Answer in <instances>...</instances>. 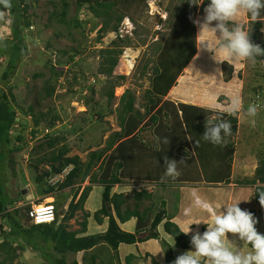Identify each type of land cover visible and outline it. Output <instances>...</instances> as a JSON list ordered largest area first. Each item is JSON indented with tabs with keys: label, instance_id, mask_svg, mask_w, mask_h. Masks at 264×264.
Here are the masks:
<instances>
[{
	"label": "rangeland",
	"instance_id": "obj_1",
	"mask_svg": "<svg viewBox=\"0 0 264 264\" xmlns=\"http://www.w3.org/2000/svg\"><path fill=\"white\" fill-rule=\"evenodd\" d=\"M17 1L16 14H13V18L9 16L0 25V87L10 93L13 106L18 110L19 129L15 133L22 132L24 139L12 144L14 148L20 147L21 150L6 156L1 165L0 178L5 193L17 200L16 203L23 204L20 210L26 211L25 208H29L33 202L58 203L59 213L62 217L66 214L70 201L66 199L67 195L62 191L47 192L48 185L36 184L35 180L37 173L49 170L48 162L37 163L63 146L68 148L69 157H80L82 175L76 180V186H80V191L90 186L85 207L68 221H62V217L57 220V224L64 223L69 232L82 229L86 215H89L86 234L94 230L97 233L106 231L108 218L99 215L102 222L97 225L94 214L102 207V178H110L112 174H117L121 180L114 185L111 194H120V199L126 200V204L132 209L143 211L152 206V202L146 198L138 202L134 198L135 191L147 189L153 192L156 205L144 225L151 223L162 201L167 203L168 218L182 226L192 220L211 223L212 214L204 210L197 201L209 203L216 214H219L221 205L237 201H240L238 206L242 210L258 209L254 201V189L247 181L255 177L256 169L264 159V59L258 57L255 63L239 59L220 61L222 57L215 56L213 51L203 47L202 43L207 41L211 49L212 43L218 42V37L210 31L199 33L198 26L192 23L193 16L195 20H203L204 13L200 10L206 6L204 3L199 4L202 0H148L145 5L131 9L133 22L130 20V23H125V19L122 20L119 26L122 34L113 31L111 27L101 30L103 18L87 13L85 7L79 11L76 0ZM66 1L69 3L68 12L61 21L63 2ZM193 5L197 7V11ZM0 6L3 4L0 3ZM261 15L254 21L241 10L232 23L244 25L249 35H255L254 41L260 43L264 41V10H261ZM27 20L32 28H25L22 37L28 45V55L21 58L16 71L4 84L1 76L12 55L11 45L14 41L10 22L25 27ZM2 22L3 18H0V24ZM175 24L180 27L191 25V31L196 37L195 54L177 78L176 85L152 107L148 91L152 87L151 78L156 66L170 76L180 64L179 58L185 56L173 48L159 56L169 41ZM128 29L133 32L128 33ZM187 32L188 30L181 28L178 31L179 40H188ZM98 37L101 40L98 41ZM115 43L121 45L122 54L118 57L119 65L113 76H106L99 71L106 58L103 51L116 47ZM232 67L235 72L230 74ZM118 75L124 78L117 79ZM111 84L115 85L114 97L108 99L106 88ZM49 85L56 90L51 96L46 91ZM127 91L135 97L134 110L143 116L141 122L137 120L135 112L124 114L121 97ZM233 97H240L242 101L241 111L236 116L227 112L229 100ZM181 104L190 105L187 110L193 115L195 112L191 106L206 109L207 112H201L205 119L229 120L223 116L235 117V129L232 127V133L226 137L223 145L209 149L206 145L212 144L202 139V132L195 134L199 141L195 140L196 129L193 133L192 126H187L186 121L182 120ZM250 104L257 106L254 117L246 115ZM146 105L152 108L151 112L146 113ZM39 112L59 116L52 131V135L57 136L59 141L53 148L47 145L48 138L42 127L32 136L35 116ZM153 115L159 120L153 121ZM121 116L126 118L124 122L127 137L116 140L111 152L95 158L93 155L103 152L116 132L124 130L120 127ZM179 121L180 140L171 144L175 137L168 136L166 139L163 133L169 128L173 132ZM204 142L206 144L202 147ZM229 143L232 148L226 155L232 157L230 162L229 159L223 160L216 155L225 153ZM167 159L178 161L179 175L175 178L164 175V161ZM120 161L123 163L122 167L118 166ZM35 166H38L37 172L33 168ZM72 168L73 166H69L67 171ZM188 175L190 180H187ZM162 178L164 182H174V186L160 187V183L163 184ZM108 207L116 215L113 203H109ZM125 207L122 206L120 210L124 211ZM260 221L262 223L259 225ZM3 222L4 219L0 216V224ZM205 223L198 224L194 232L198 230L203 233L207 228ZM136 225L135 217L120 224L122 229L130 232L136 231ZM255 226H259L258 232L264 234V215L258 216ZM158 230L161 232L158 239H151L137 246L121 245L118 257L109 245L100 244L90 251L69 256V260L76 259L78 264H126L127 255L134 253L138 255L132 264H152L151 255L160 263L166 264L170 247L164 243V239L168 241V236L163 231V225ZM147 233L144 232L142 236ZM228 235L230 239L233 237L231 233ZM3 238L5 235L0 228V241ZM14 243L17 245L18 242ZM226 243L236 247V242L226 239ZM239 243L241 251H252L248 243ZM51 247L50 243L45 248ZM180 252L181 250L173 248V253ZM17 255L12 261L6 256H0V261L4 264H47L38 250L24 247V251L17 250ZM94 256H98L95 262Z\"/></svg>",
	"mask_w": 264,
	"mask_h": 264
},
{
	"label": "trees",
	"instance_id": "obj_2",
	"mask_svg": "<svg viewBox=\"0 0 264 264\" xmlns=\"http://www.w3.org/2000/svg\"><path fill=\"white\" fill-rule=\"evenodd\" d=\"M148 0H76L77 7L82 9L85 7L87 13L93 14L95 17L103 18V25L101 30L105 31L108 27H111L113 31L117 32L119 31V26L122 20L126 17H129V19L133 22L134 17L130 13L131 9L133 7L139 6V5H145ZM0 3L3 4V6H0V18H3V21L0 25L4 24L7 18L10 16L13 18V14H16L18 1L17 0H9L10 7H5L3 0H0ZM208 0H205L204 6H207ZM69 3L63 2V9L61 10V21L64 19V17L67 15L68 12ZM192 7H195V10L197 11V7L193 5ZM185 8H183L181 11L183 12ZM200 12H203V7L201 8ZM182 14V13H181ZM180 14V15H181ZM264 16V15H263ZM262 17V15H260ZM195 20V16L192 17V21ZM77 23H80L79 19H76ZM27 26H18L15 22H10L11 30H12V37H13V43L11 45V57L7 63V66L1 76L2 83L6 84L9 77L14 74L16 71V68L21 60L22 57L28 55L29 49L26 41H24L23 32L24 29L27 27H31L32 25L27 20L25 22ZM193 23V22H192ZM179 24V23H178ZM176 25V24H175ZM179 28L177 29V27ZM195 28V25H193ZM181 28H184L188 30L187 36H189L188 40L182 41L179 40V33L178 31L181 30ZM193 28V29H194ZM10 29V27H9ZM33 30V29H31ZM191 25L189 26H181L176 25L173 29L172 33L170 34L169 41L165 44L163 47V52L159 56H161L164 51L173 48L174 50L178 49L179 52H182L185 54L183 58L180 59V64L178 65L177 69L175 71L171 72V75L168 76V73H165V70H161L158 66H156L154 70V76L151 78V85L152 87L148 91V93L151 95L149 104H151L152 107L162 99L163 97L167 96L168 92L172 88V86L176 85L177 78L181 75L182 71L185 69L187 64L191 61L195 54L196 50V37L195 33L192 31ZM191 31V32H190ZM191 33H193L191 35ZM25 35V34H24ZM250 40L254 44H258L262 48H264V41H261L260 43H256L254 41V34H250ZM98 41L101 40L100 37L97 39ZM120 41H125V39H119ZM113 48H108L103 51V53L106 54V58L104 62L102 63V67L99 69L101 74H104L106 76H113L115 73L116 68L119 65V55L122 54V47L121 45H117ZM264 59V56H261ZM258 58V57H257ZM234 67L231 68L230 74H233ZM142 74L145 75L144 71H142ZM240 74V73H239ZM241 77V74H240ZM124 76L118 75L117 79H123ZM114 84L109 85L106 88V95L108 96V99H112L114 97ZM47 95L51 96L53 95L55 90L54 86L48 87L46 89ZM254 91V90H253ZM255 91H257L255 89ZM134 95L130 93V91H127L124 93V95L121 97V103L123 105V111L124 114H136L137 120L139 122L142 121L143 116H140L136 110H134ZM168 103V102H167ZM190 105L181 104L180 105V112H183V119L186 121L187 126L191 125L192 130L194 133L195 140L199 141L196 137V133L203 132L205 130V121L206 119L201 114V112L206 111L204 108H199L197 106H191V108L194 110L195 114L190 113L187 108ZM32 110V108H30ZM152 108H150L149 105H146V113L151 112ZM178 111V110H177ZM178 113V112H177ZM48 113L39 112L35 116V121L33 128L31 130L32 136H35L36 133L39 131V127H42V131L44 132L46 129L49 131L54 129L56 126L57 121H59V116H56L55 114L51 113V115ZM131 117V115H129ZM222 116V115H221ZM229 118V121L234 126L237 123V119L235 117H226ZM18 110L13 106L11 95L9 92H7L4 87H0V171H1V165L3 164L6 156L11 155L13 153H16L21 150L20 147H13L12 144L14 141L18 142L19 139H24L23 133L16 130L19 129L18 123ZM153 121H158L159 118H157L155 115L151 116ZM126 118L124 116L120 117V127L124 128L122 132H116L108 141L107 148L101 152L96 153L93 156L95 158H100L103 156L106 152H111L113 149V146L118 139H123L127 137L125 134V121ZM125 121V122H124ZM199 121V124H198ZM17 126V127H16ZM180 126L181 123H177L174 126V131L171 132L170 128L167 130V132L163 133L166 137H175L171 140V144L174 142L177 143L180 135ZM190 126V129H191ZM177 133V134H176ZM48 138L47 145L50 148H53L58 143L59 139L57 136H53L51 133H47L45 135ZM177 136V137H176ZM161 137V136H160ZM203 139V136H202ZM204 140V139H203ZM197 143V142H196ZM206 144L205 142L202 144V147ZM199 145V144H197ZM43 146V145H41ZM211 149L212 146H220V145H206ZM232 145L229 143L227 144V151L225 153L223 152L221 155H219L223 160L229 159L228 162H230L232 159L231 156L226 155L229 154L231 151ZM218 156V157H219ZM46 159H42L37 164L40 163H47L49 165V170H46L45 172L37 173L35 176L36 184L38 183H46L48 185V188L46 189L47 192H54V190L62 191L66 196V199L71 200L68 205V210L65 215L59 213L60 211V205L56 203L57 207V215L58 219L62 217V221H68L72 219L75 215V213L85 207V204L87 203V199L89 196V190L90 186H86L83 188L82 191L79 190L80 186L76 187V180L79 179V177L82 175V167L80 162V157L68 156V148L66 146L61 147L57 150V152L53 151L49 157H45ZM73 166L72 170L67 174L64 182L59 185H49L47 180L50 177L55 176L56 174H59L63 171V169ZM119 167L123 166V163L120 161L118 163ZM37 172L38 166L33 167ZM187 180H190L191 177L188 175L186 176ZM95 177H93L92 180H94ZM196 181V178H193ZM119 176L117 174H112L110 178H102V183L104 184V191H103V199H102V207L94 214L95 223L97 225H100L102 220L100 219L99 215H104L108 218V226L106 231L103 233L100 232H88V221L89 215H86L85 221L82 223L83 228L79 231H67V227L64 223L57 224L54 223L52 225H33L30 221V217L28 214L29 208L26 211H23V209L20 210L21 207L15 208L13 204L16 203L17 200H13L10 198V196L5 193L4 187L2 185V180L0 178V216L4 219V222L0 224V228L2 229V233L5 235V238L0 241V256H3L6 258H9L11 261L16 258L17 250L24 251V247L32 250H38L42 258L47 264H78V261L75 259L73 261L69 260V256L76 255L79 252L89 250L99 244L106 243L108 244L112 250L115 252L114 255L118 257L119 252V246L121 244H127L129 246H134L137 243H143L147 242L151 239H158L160 238V230H158V227L163 225V231L168 236L166 241V238L164 239V243L170 247V251L166 256L165 263L166 264H172V262L176 259L177 256L180 254L194 250L192 249L190 245V239L191 234L196 230L198 227V224L191 225L192 231L188 234L183 233L182 231L185 230L186 226H182L177 224L175 221H172L169 219V213L166 209V201H162L160 204V207L157 209L155 215H153V219L151 220V223L149 225H144L143 223H146L147 220L150 219V214L152 210L155 208L156 202L153 200V192H149L147 189L144 190H138L134 192V198L140 202L142 198L149 199L152 202V206L149 208L144 209L143 211H139L137 208L132 209L126 204V200L122 201L120 199V194L112 195V189L115 184L120 182ZM174 182H169L165 184H161L163 188L170 187L169 185H173ZM248 185H251L254 189V192L256 191L257 186H264V159L261 160L260 164L258 165L255 177L247 181ZM49 201L51 199H48ZM254 201L258 209H245L249 212H251L254 216V218L257 220L259 215H264V206H262L259 203V196L258 194H254ZM109 203H113L116 215L114 216L110 210H109ZM126 206L124 211H121L122 206ZM138 205V203H137ZM11 206V208H9ZM61 212V211H60ZM132 217H135L137 219V225H136V231L135 232H128L123 230L118 220L122 223H126L129 221ZM118 219V220H117ZM262 223L260 221L259 225ZM8 227L7 228L5 227ZM91 227V226H90ZM204 228L205 226L202 225ZM259 227V226H257ZM256 227V228H257ZM201 229L203 232L204 229ZM7 230V231H5ZM144 232H148L146 235H143ZM262 232V231H261ZM14 242H18L17 245H15ZM52 244L51 248H45L49 244ZM248 246L251 248V246L248 244ZM173 248L181 250L180 253H173ZM138 255V254H137ZM134 253H129L126 257V264H132L133 259L135 258ZM98 256L93 257V261L95 262ZM201 264H206L205 258H200ZM151 262L152 264H162L160 263L155 256L151 255ZM0 264H4L2 261H0Z\"/></svg>",
	"mask_w": 264,
	"mask_h": 264
},
{
	"label": "clouds",
	"instance_id": "obj_3",
	"mask_svg": "<svg viewBox=\"0 0 264 264\" xmlns=\"http://www.w3.org/2000/svg\"><path fill=\"white\" fill-rule=\"evenodd\" d=\"M3 3L5 7H10L9 0H3ZM202 3H204V0L199 4ZM241 10L247 13L252 20L257 21V18L261 15V10H264V0H208L207 6L203 9V20L193 21V23L198 26L199 33L210 31L216 34L218 42L212 43L211 49L209 48V42L207 41H205L207 43L203 42L202 46L213 51L215 56L219 55L222 57L220 61L228 62L229 60L239 59L255 63L257 57L264 56V48L251 42L249 31L246 30L245 26L239 23H232ZM124 19H129V17ZM213 22H215L214 26ZM241 108V98L233 97L229 100L227 112L229 115L236 116L240 113ZM256 114L257 106L255 104H250L246 109V115L254 117ZM204 128L205 130L202 135L203 139L213 145H223L226 137L230 136L232 133L231 122L222 118H206ZM52 131L53 129L48 132L52 134ZM48 132H46V134ZM165 143H167V141H165ZM164 163L166 164L165 177L175 178L179 175L177 160L167 159ZM67 168L63 169L61 173L48 178V184H62L67 174L72 170L70 169L67 171ZM65 170L66 172H64ZM58 176H63V181H55ZM53 178L55 179L52 180ZM161 180L163 181V184L172 182H164V178ZM161 184L162 183H160V185ZM56 191L54 190L52 193H57ZM253 194H258L259 203L264 206V186H257L256 191ZM71 198L72 197H70L69 200H71ZM197 203L204 210L212 214L211 223L206 224L203 220L199 222L192 220L186 225L185 230L182 231L185 234L192 231L190 226L193 224H200L203 222L207 225V228L203 233L197 230L192 234L190 245L194 250L180 254L172 264H201V257L206 259L207 264H264V234L258 232L255 226L257 220L254 218L253 214L247 210H242L238 206L240 201L221 205L219 214H216L213 211L209 203L203 201H197ZM54 205L56 207V204ZM13 206L18 208L22 207L23 204L18 202L16 205L13 204ZM9 208H11V206H9ZM30 209L31 206L29 210ZM57 220L58 216L56 207V218L54 221L45 224H34L31 219L30 222L33 225L39 226L52 225L56 223ZM121 223H119V225ZM229 233L233 234L231 239L229 238ZM226 239L231 242H236V247H231L229 243H226ZM239 242L248 243L251 246L252 251H241ZM139 244L140 243H137L136 246ZM121 245L129 247L127 244ZM121 245L119 246V250ZM95 247L82 252L90 251Z\"/></svg>",
	"mask_w": 264,
	"mask_h": 264
},
{
	"label": "built area",
	"instance_id": "obj_4",
	"mask_svg": "<svg viewBox=\"0 0 264 264\" xmlns=\"http://www.w3.org/2000/svg\"><path fill=\"white\" fill-rule=\"evenodd\" d=\"M123 22L125 23H130V19H125ZM129 28V25H127ZM132 33L133 31H130L128 29V33ZM120 34H122V30H119ZM66 174V173H65ZM64 174V176H65ZM63 176H58L56 179L53 178L52 180L55 179L57 180H62L63 181ZM29 217L32 219L34 224H45V223H50L54 221L56 218V207L52 203H37L33 202L31 203V209L29 210Z\"/></svg>",
	"mask_w": 264,
	"mask_h": 264
},
{
	"label": "crops",
	"instance_id": "obj_5",
	"mask_svg": "<svg viewBox=\"0 0 264 264\" xmlns=\"http://www.w3.org/2000/svg\"><path fill=\"white\" fill-rule=\"evenodd\" d=\"M175 103L177 104V103H178V101H175ZM201 183H202V182H201ZM180 200H181V199H180ZM180 200H179V201H180Z\"/></svg>",
	"mask_w": 264,
	"mask_h": 264
},
{
	"label": "bare ground",
	"instance_id": "obj_6",
	"mask_svg": "<svg viewBox=\"0 0 264 264\" xmlns=\"http://www.w3.org/2000/svg\"><path fill=\"white\" fill-rule=\"evenodd\" d=\"M45 131H46V132H48L49 130H48V129H46Z\"/></svg>",
	"mask_w": 264,
	"mask_h": 264
}]
</instances>
